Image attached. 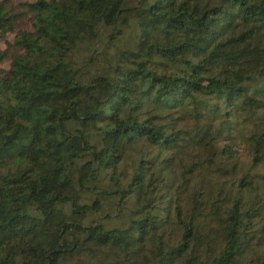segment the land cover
<instances>
[{
    "label": "trees",
    "instance_id": "obj_1",
    "mask_svg": "<svg viewBox=\"0 0 264 264\" xmlns=\"http://www.w3.org/2000/svg\"><path fill=\"white\" fill-rule=\"evenodd\" d=\"M0 264H264V0H0Z\"/></svg>",
    "mask_w": 264,
    "mask_h": 264
},
{
    "label": "rangeland",
    "instance_id": "obj_2",
    "mask_svg": "<svg viewBox=\"0 0 264 264\" xmlns=\"http://www.w3.org/2000/svg\"><path fill=\"white\" fill-rule=\"evenodd\" d=\"M17 1H29V2H31L32 0H17ZM129 37H130V35H129ZM183 159H184V161H186L187 159H188V161L190 160L189 156L187 157V155L183 156ZM90 219H91V217H90ZM103 225H104L105 229L121 228L123 226V222L120 219L113 218L110 220H103Z\"/></svg>",
    "mask_w": 264,
    "mask_h": 264
}]
</instances>
